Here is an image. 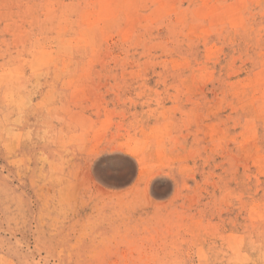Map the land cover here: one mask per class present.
Segmentation results:
<instances>
[{"label":"rangeland","instance_id":"374dc122","mask_svg":"<svg viewBox=\"0 0 264 264\" xmlns=\"http://www.w3.org/2000/svg\"><path fill=\"white\" fill-rule=\"evenodd\" d=\"M0 244L264 264V0H0Z\"/></svg>","mask_w":264,"mask_h":264},{"label":"bare ground","instance_id":"6f19581e","mask_svg":"<svg viewBox=\"0 0 264 264\" xmlns=\"http://www.w3.org/2000/svg\"><path fill=\"white\" fill-rule=\"evenodd\" d=\"M106 161L108 162V166L105 167L106 169L104 167H100L98 172L104 173L105 175L108 176V178L110 177V178H115L118 180H122L124 178H127V176H130L129 175L130 174V172H129L130 167L128 165H125V163L120 158H113V159L108 158V159H106ZM112 170H119L118 171L119 173H113ZM154 193L156 194L155 190H154ZM13 220L14 219H12V221ZM17 224L18 223L15 220L13 223L14 230H13L12 236H11L14 239V245H15V247H12L13 248V254L12 255H15L18 259H21V258H24L28 254L29 242L27 241L26 243L22 244L23 243L22 239H18L17 233H18L19 227ZM20 240H21V242H20ZM231 243H232V241H231ZM0 249H1L0 250V264H9L8 260L5 258L6 256L9 255V253L8 252L6 254L4 253V249H3V246L1 244H0ZM27 264H29L28 261H27ZM30 264H36L34 262V257H33V260L30 262Z\"/></svg>","mask_w":264,"mask_h":264},{"label":"water","instance_id":"95a60500","mask_svg":"<svg viewBox=\"0 0 264 264\" xmlns=\"http://www.w3.org/2000/svg\"><path fill=\"white\" fill-rule=\"evenodd\" d=\"M125 161H128V160H125ZM118 171H119V170H112L113 173H119ZM129 172H130V174H129L130 177L128 178V180L132 179L133 176H134V170H133L132 166H130V168H129Z\"/></svg>","mask_w":264,"mask_h":264}]
</instances>
